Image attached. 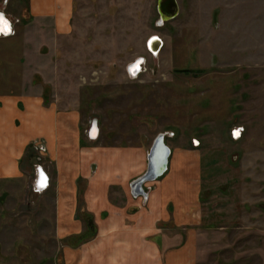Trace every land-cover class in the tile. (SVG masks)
Masks as SVG:
<instances>
[{
	"label": "rangeland",
	"instance_id": "374dc122",
	"mask_svg": "<svg viewBox=\"0 0 264 264\" xmlns=\"http://www.w3.org/2000/svg\"><path fill=\"white\" fill-rule=\"evenodd\" d=\"M177 1L179 15L161 24L159 0H74L66 36L33 41L32 58L22 47L13 60L50 70L49 102L79 101L89 115L128 99L129 119L138 115L146 135L159 130L199 150L196 264H264V0ZM22 2L0 7L15 12L18 32L39 37ZM32 78L42 87L40 74ZM0 192V264H63L68 241L56 236L55 194L37 195L30 178Z\"/></svg>",
	"mask_w": 264,
	"mask_h": 264
},
{
	"label": "crops",
	"instance_id": "0c3cea01",
	"mask_svg": "<svg viewBox=\"0 0 264 264\" xmlns=\"http://www.w3.org/2000/svg\"><path fill=\"white\" fill-rule=\"evenodd\" d=\"M21 5L28 8L39 37L27 27L18 32L15 12L0 7L10 28L8 34L0 33V188L30 178L37 195L55 194L56 236L68 241L62 244L63 264H196L197 227L203 218L202 153L169 138L166 172L143 185L147 202L135 197L131 187L147 172L148 155L162 133L146 135L138 115L129 119V102H123L128 99L117 106L105 101L103 113L89 115L82 113L79 101L45 99L44 85L48 90L55 84L48 78L50 70L34 69L31 63L22 69L13 59L22 47L24 58H32L33 41L66 36L74 0H26ZM18 68L28 80L19 78ZM34 73L41 75L42 87L29 79ZM140 102L144 100L137 99L136 105ZM37 145H44L43 155ZM6 193L0 192V200ZM87 235L92 237L84 240Z\"/></svg>",
	"mask_w": 264,
	"mask_h": 264
},
{
	"label": "water",
	"instance_id": "95a60500",
	"mask_svg": "<svg viewBox=\"0 0 264 264\" xmlns=\"http://www.w3.org/2000/svg\"><path fill=\"white\" fill-rule=\"evenodd\" d=\"M158 10L161 15L160 23L175 19L179 15V5L177 0H159ZM156 37L152 38L151 43L155 41ZM142 60V59H141ZM137 62L132 68L136 67ZM130 69L132 73H137L140 65L136 69ZM165 135L160 134L156 137L152 149L148 155V170L134 183L136 190L142 189V186L150 181L156 180L162 176L168 166V158L170 156V149L165 144Z\"/></svg>",
	"mask_w": 264,
	"mask_h": 264
},
{
	"label": "built area",
	"instance_id": "2783aa9c",
	"mask_svg": "<svg viewBox=\"0 0 264 264\" xmlns=\"http://www.w3.org/2000/svg\"><path fill=\"white\" fill-rule=\"evenodd\" d=\"M13 28V27H12ZM10 33H14V31H13V29H12V31L10 32ZM9 33V34H10ZM138 73V72H137ZM136 73V74H137ZM36 149L38 150V152L41 154V155H43L45 152H46V149H45V147H44V145H37L36 146ZM135 183V182H134ZM134 183H133V185H132V187H131V189H132V194L136 197H138V196H141L142 198H143V200H144V202H147L148 201V193L147 192H145L144 191V189H143V186H142V189H141V191H140V189L138 190H136V188L134 187Z\"/></svg>",
	"mask_w": 264,
	"mask_h": 264
},
{
	"label": "snow or ice",
	"instance_id": "6c2138e0",
	"mask_svg": "<svg viewBox=\"0 0 264 264\" xmlns=\"http://www.w3.org/2000/svg\"><path fill=\"white\" fill-rule=\"evenodd\" d=\"M0 22H2V26H0V33L2 34H8L10 31L9 25L6 20L3 19L2 16H0ZM236 136L239 135V130L235 133Z\"/></svg>",
	"mask_w": 264,
	"mask_h": 264
},
{
	"label": "bare ground",
	"instance_id": "6f19581e",
	"mask_svg": "<svg viewBox=\"0 0 264 264\" xmlns=\"http://www.w3.org/2000/svg\"><path fill=\"white\" fill-rule=\"evenodd\" d=\"M0 16L3 17V14L1 15V13H0ZM3 19H4V17H3ZM4 20H5V19H4ZM0 26H2V22L0 23ZM155 41H156V43H157L158 39L156 38ZM151 46H152L153 51H155L156 56H158V48H159V44H158V45H154V46L151 45ZM139 63L142 64V61H140ZM139 63H138V64H139ZM140 64H139V65H140ZM139 65H138V66H139Z\"/></svg>",
	"mask_w": 264,
	"mask_h": 264
},
{
	"label": "flooded vegetation",
	"instance_id": "af4514ba",
	"mask_svg": "<svg viewBox=\"0 0 264 264\" xmlns=\"http://www.w3.org/2000/svg\"><path fill=\"white\" fill-rule=\"evenodd\" d=\"M151 45H153V46L156 45V41H153V43H151ZM139 64H140V63H139ZM139 64H137L136 67H138ZM136 67H134V68H132V69H136ZM131 73H132V72H131Z\"/></svg>",
	"mask_w": 264,
	"mask_h": 264
},
{
	"label": "trees",
	"instance_id": "16d2710c",
	"mask_svg": "<svg viewBox=\"0 0 264 264\" xmlns=\"http://www.w3.org/2000/svg\"><path fill=\"white\" fill-rule=\"evenodd\" d=\"M183 72H188V71H186V70H185V71H183ZM91 224L93 225V223H91ZM92 236H94V234H93ZM92 236H91V235H89L88 237H89V238H91ZM86 239H88V238H87V237H86V238H84V240H86Z\"/></svg>",
	"mask_w": 264,
	"mask_h": 264
}]
</instances>
